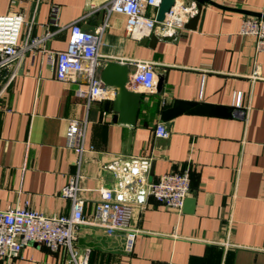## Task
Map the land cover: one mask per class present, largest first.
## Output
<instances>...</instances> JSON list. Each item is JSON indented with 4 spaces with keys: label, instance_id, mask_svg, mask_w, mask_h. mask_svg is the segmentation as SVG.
Instances as JSON below:
<instances>
[{
    "label": "crops",
    "instance_id": "crops-1",
    "mask_svg": "<svg viewBox=\"0 0 264 264\" xmlns=\"http://www.w3.org/2000/svg\"><path fill=\"white\" fill-rule=\"evenodd\" d=\"M109 1L0 0V14L21 12L25 24L32 19L31 36L50 33L38 48L25 50L0 94V209L27 205L45 216L68 215L71 201L61 191L78 173L84 215L90 218L97 188L114 184L103 164L114 157H146L150 180L189 167L187 198H194L193 210L164 207L150 197L132 217L137 233L130 255L123 249L124 231L77 225L75 248L88 256L87 264H264V50L255 49L251 34L239 32L246 14L203 3L193 29L184 27L188 19L171 37L153 32L159 37L149 44L127 34L125 15L109 12ZM212 1L264 12V0ZM153 11L148 8L147 14ZM73 22L87 31L107 24L99 76L108 60L128 63L129 74L133 60L153 62L154 87H128L141 93L134 125L113 118L115 95L87 102L75 94L82 78H55L46 54L66 47ZM25 31L26 25L21 38ZM10 71L0 72V85ZM176 99L234 110L230 116L181 112L162 120L163 108ZM76 119L87 121L84 146L92 147L79 167L65 136L69 121ZM158 123L165 125L168 137L155 135ZM67 261L64 248L51 251L30 243L12 264Z\"/></svg>",
    "mask_w": 264,
    "mask_h": 264
},
{
    "label": "built area",
    "instance_id": "built-area-1",
    "mask_svg": "<svg viewBox=\"0 0 264 264\" xmlns=\"http://www.w3.org/2000/svg\"><path fill=\"white\" fill-rule=\"evenodd\" d=\"M161 0H110L107 10L125 15V29L133 38H140L158 31L163 34H175L177 26L197 14L194 1L191 5L175 4L166 12L161 22L156 20V10ZM154 11L148 15L147 9ZM52 12H56L53 8ZM264 14V12H261ZM26 25L24 37L21 38ZM30 23L25 24V16L18 11L0 14V72L11 68L10 75L0 85V94L5 89L11 77L20 67L25 57V50L38 48L44 36H31ZM106 23L94 31H87L77 22L70 25L67 45L56 52H47L46 62L53 69L58 80H82L75 94L86 97L87 102L94 99L113 97L114 86L104 83L97 74L99 47ZM241 34H251L254 37L255 49L264 50V17L245 15L240 24ZM134 70L129 74L126 83L129 88L141 87L152 89L155 84L154 64L150 60H133ZM240 103V93L236 102ZM87 121L71 120L66 129V145L76 153L75 163L81 164L85 151L92 147L84 146V136ZM155 135L166 138L169 131L163 123H158ZM151 161L146 157H114L103 164L102 168L111 173L114 184L111 187H99L98 201L94 205L90 218L84 215L83 190L79 184V174L70 178L63 187L61 196L71 201V211L68 215L45 216L24 206H8L0 209V262L12 264L20 256L24 246L35 243L45 246L51 251L64 248L68 254V264H87L88 256L81 255L74 245V231L79 224H88L103 228L109 232L124 231L123 249L127 255L133 251L137 230L131 226L133 215L141 212L152 197L164 207L180 210L184 200L190 193L189 167L161 174L156 180L149 179Z\"/></svg>",
    "mask_w": 264,
    "mask_h": 264
},
{
    "label": "water",
    "instance_id": "water-1",
    "mask_svg": "<svg viewBox=\"0 0 264 264\" xmlns=\"http://www.w3.org/2000/svg\"><path fill=\"white\" fill-rule=\"evenodd\" d=\"M196 3L197 14L190 18L184 25L185 28L193 29L201 12L202 4L208 3L219 7L221 9H227L231 11H236L250 16L260 17L263 16L261 12L249 11L244 9L232 8L215 3L212 0H192ZM175 4V0H161L159 6L156 10V20L161 22L166 12L169 11L171 6ZM173 35H170V37ZM159 36L155 33H151L150 36H142L141 42L152 43ZM164 37H168L165 35ZM130 72V67L128 63H122L117 60H108L105 65L101 68L100 78L101 80L111 86L116 88V94L112 102V111L114 113V119L121 122H125L131 125L135 124L141 93L139 91L131 90L127 87L126 83L128 81ZM234 106H220L211 105L208 103H198L195 101H185V100H174L172 106L164 107L161 112V119L166 121L181 112L189 113H200V114H215L221 116H230ZM194 198H186L183 203V209L192 211L194 206Z\"/></svg>",
    "mask_w": 264,
    "mask_h": 264
},
{
    "label": "rangeland",
    "instance_id": "rangeland-1",
    "mask_svg": "<svg viewBox=\"0 0 264 264\" xmlns=\"http://www.w3.org/2000/svg\"><path fill=\"white\" fill-rule=\"evenodd\" d=\"M75 245V244H74Z\"/></svg>",
    "mask_w": 264,
    "mask_h": 264
}]
</instances>
